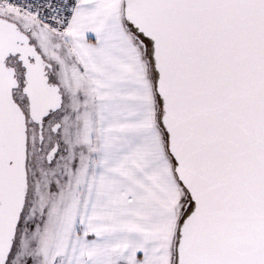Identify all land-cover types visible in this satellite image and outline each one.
Listing matches in <instances>:
<instances>
[{
  "label": "snow or ice",
  "instance_id": "1",
  "mask_svg": "<svg viewBox=\"0 0 264 264\" xmlns=\"http://www.w3.org/2000/svg\"><path fill=\"white\" fill-rule=\"evenodd\" d=\"M0 264H264V0H0Z\"/></svg>",
  "mask_w": 264,
  "mask_h": 264
}]
</instances>
